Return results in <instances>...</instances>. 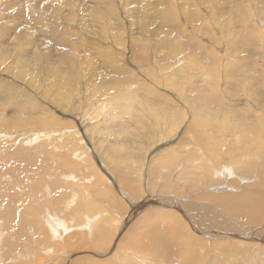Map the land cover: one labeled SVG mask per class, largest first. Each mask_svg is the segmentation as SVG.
<instances>
[{
    "label": "rangeland",
    "instance_id": "obj_1",
    "mask_svg": "<svg viewBox=\"0 0 264 264\" xmlns=\"http://www.w3.org/2000/svg\"><path fill=\"white\" fill-rule=\"evenodd\" d=\"M144 5H147V11ZM42 7L48 9L49 15L41 13ZM167 10H171L169 14L175 12L174 17L170 14L169 19L165 15ZM52 15L56 17L49 18ZM171 16L173 21H169L172 20ZM25 20L27 31L31 25H36L34 27L37 29V38L32 36L35 40H31L30 36L25 39L18 38L19 32L14 31L13 27L8 31L7 27L12 22L22 24ZM263 22L264 0H64L60 6L51 4L49 0H0V23L4 24L0 26V113L9 117L19 115L20 118L15 120L14 124L25 127L12 132L9 128L2 127L5 119H1L3 123L0 120V162L10 169L25 168L30 171L33 167L35 175L40 173V177L46 176L44 181L52 177L48 171L50 166L57 167L55 172L61 168L65 176L74 178L71 181L65 180L70 182L69 186L73 188L77 185L84 198L89 200L98 212L110 214V230L114 231V219L120 226L123 224L112 239L110 231L106 240L102 235L94 243V234H89L84 228L77 229L84 224L83 221L77 222L78 219L75 218L79 212L72 208L68 211L63 209L65 194L59 199L61 204H51L49 209H55V214L64 220L68 228L74 230L66 236L61 235L62 239L53 241L44 226L45 217L41 206L31 211L37 215L24 213L23 208L28 209L33 204H30L25 194L28 196L27 193H32H26L22 184L19 187H23V190H19L18 185L13 186L8 193H17L25 204L22 205L19 198L16 212L9 216L13 228L6 227L2 222L3 206L0 207L1 232H4L1 233L2 239L9 240V243L5 244L0 241V249L4 250L5 256L15 258L5 261V264H63L77 251H82L75 255L76 258L80 257L82 264H90L89 262L95 260V263L99 261L100 264L99 258L95 257L101 255L94 250L97 247H104L99 252H103L104 256L107 254L102 260L110 257L107 261L117 264L113 254L122 255L129 244L137 248L134 253L138 259L131 258L126 264H172L171 260L164 256L161 259L155 257L159 260H152L146 255V248L155 249L147 235L153 231L160 232V246L169 245L173 248L175 237L178 236L183 250L190 248L189 255L192 250L198 253L196 264H256L252 263L253 260L256 261L255 258L250 259V263L240 260L243 258L239 253L241 249L236 247L237 239L234 238L221 241L194 237V243L186 246V228L171 227L172 216L169 214L157 211L154 215L146 216L144 219L150 223L147 227L149 231L146 227L138 228V231L129 228L126 233V221L129 217H134V203L147 198L146 193L159 197L166 195L180 198L179 202H186L191 211L189 206L197 203L193 212L196 210V214L203 216L201 220H206L205 222L210 219L214 211L211 214V210L208 211L204 207H215L211 200L214 195L208 196L205 189H210L208 187L214 183H223V191L235 190L237 182L218 183L206 177L205 173L195 171L192 174L196 179L192 182L194 178L190 177L192 171L188 158L195 162L201 158L197 151L192 149L195 144L204 147L208 140H213L212 143L215 144L216 139L220 141L218 147L221 146V152L227 147L231 151H237L239 156H242L247 144L246 150L250 155L248 157L258 159V162L262 161L260 158L264 160V146H252L254 139L245 140L248 137L242 133L245 128L249 130V124L252 123L249 119L253 118V114L258 115V119L260 116V121H264ZM47 34L52 39L56 36L59 39L65 38L66 41L61 39L62 43H68L62 46L61 42L55 41L53 45L47 41ZM49 61L51 65L45 64ZM200 65L202 66L199 67ZM199 96H205L206 101L199 100ZM214 100L217 104L221 101L219 109ZM210 102L217 108L212 107ZM252 102L260 104V107L254 109ZM213 116L219 117V120L227 118L232 123L225 135L226 139L231 140L230 133L237 132L243 140L240 138L232 145L224 143L220 138H214L213 135L218 133L213 130ZM192 118L198 121V118L206 120V124L199 130L202 135L199 133L197 138L193 132L186 129L187 122ZM263 121L259 127L264 136ZM254 133H251L252 138L259 134L258 130ZM159 138L161 143H157ZM173 144L181 145V149L171 146ZM162 154L172 160L168 168L161 169L154 162L156 158H161ZM225 161L232 162L230 159ZM131 163L137 166L133 167ZM211 166L215 168L216 164L212 163ZM44 167L47 174L43 173ZM105 169H108L112 177ZM123 171H127V176L129 175L126 181L120 177H124ZM143 172L149 179L145 189L147 192L145 196L139 194L136 198V194L132 193L136 190L131 191V187L139 183V177L145 176ZM4 174L6 178L3 177L2 180L0 177V197L6 193L3 189L6 182L28 183L24 176L23 180L10 179L9 169L4 170ZM56 174L55 181L63 186V179L60 181L59 173ZM75 179H78L77 183H74ZM231 179L229 178L230 181ZM46 184L48 183L44 182L40 189L37 188L39 191L37 195H33L34 198L41 195L50 200ZM28 185L31 186L32 183ZM119 187L124 189L129 199H123L115 193ZM96 188H100L99 195L95 193ZM50 189L53 193L52 188ZM205 203L207 204L204 205ZM76 204L77 202L74 205ZM218 212H221L223 217H228L226 212ZM35 218L38 224L33 228L21 226L24 220L34 223ZM153 223L158 224L155 226ZM208 225L212 231H218V227H221L216 222ZM263 229L256 227L253 232L257 238L254 241H260L257 248H264L261 245V241L264 244ZM247 232L245 230L236 234L247 237ZM132 233H138L143 239L132 237ZM124 235L130 237L129 244H120L121 238L127 240ZM110 240L113 243L109 249H105ZM201 243H204L203 246ZM226 244H231V247ZM217 247H228V251L217 252ZM60 249H63L62 252ZM46 251L49 254L46 255ZM28 252L32 256L26 254ZM258 257V264H264V255L259 253Z\"/></svg>",
    "mask_w": 264,
    "mask_h": 264
},
{
    "label": "bare ground",
    "instance_id": "obj_2",
    "mask_svg": "<svg viewBox=\"0 0 264 264\" xmlns=\"http://www.w3.org/2000/svg\"><path fill=\"white\" fill-rule=\"evenodd\" d=\"M24 1V0H23ZM63 1L64 0H49V2L52 4H54L55 6H60V4H63ZM20 3V2H19ZM23 4V3H22ZM25 5V4H23ZM154 5V3H153ZM27 6V5H26ZM29 6V5H28ZM145 6L147 5H144V8ZM168 8V7H167ZM146 9V8H145ZM171 9V8H169ZM150 10V9H149ZM173 10V9H172ZM40 11L41 13H43L44 15H49L48 13V9H45V8H40ZM145 11V10H144ZM147 11V9H146ZM171 11V10H169ZM169 11L167 10L165 12V15H167L170 19V14H172V16L174 17L173 14H175V12L173 13H170L169 14ZM42 14V15H43ZM146 14V13H145ZM149 14V13H148ZM152 16V15H151ZM171 16V18H172ZM250 16V15H249ZM55 18L56 16L55 15H52L50 16L49 18ZM72 17V15H71ZM149 17V15H148ZM247 17V16H246ZM251 17V16H250ZM103 18V16H102ZM150 18V17H149ZM46 19V18H45ZM253 19V18H252ZM15 21V20H14ZM46 21V20H45ZM169 21H173V18L172 20H169ZM264 23V22H263ZM25 24V26L23 27V25ZM260 25H262V23H259ZM34 25V24H33ZM0 26H4V24H1L0 23ZM30 26V23L28 24V27ZM36 26V25H34ZM34 26H30L29 30H25L26 27H27V21L25 20V22L22 21V24L17 22V23H14L12 22L10 24V26L7 27L8 31L10 28H14V31H18L19 34H18V38L22 39V38H26V36H30L31 37V40L34 38L32 36H35L36 37V30ZM34 27V28H33ZM3 28V27H1ZM41 28V27H40ZM44 28V27H42ZM93 28V27H92ZM264 28V26H263ZM17 29V30H16ZM259 29V28H258ZM1 30V29H0ZM3 30H5L3 28ZM11 30V29H10ZM260 30V29H259ZM7 31V32H8ZM41 31V29H40ZM43 32V31H42ZM46 32V31H45ZM48 32V31H47ZM44 34V32L42 33ZM57 35V33H56ZM55 35V36H56ZM58 35H62L61 33H58ZM39 36V35H38ZM46 36V39L47 41L51 42L53 45L55 44V41L56 43H59L61 42V45L63 46L64 44H67L64 42V44L62 43V40L63 41H66L64 40L65 38H62L59 39L57 36L55 39H52V37L47 34L45 35ZM54 36V35H53ZM63 36V35H62ZM37 38V37H36ZM36 38H34L33 40H35ZM54 38V37H53ZM263 39V38H261ZM260 39V40H261ZM263 42V40H262ZM65 46V45H64ZM37 54V53H36ZM40 56V55H39ZM43 56V55H42ZM33 57V56H32ZM52 58V57H51ZM51 60V59H50ZM217 60V59H216ZM29 61V60H28ZM35 61V60H33ZM39 62V61H38ZM46 62V61H45ZM236 62V61H235ZM32 64V63H31ZM47 65H51L50 64V61L45 63ZM46 65V66H47ZM218 65V64H217ZM237 65V64H235ZM45 66V67H46ZM202 65H200L199 67H201ZM54 69V68H53ZM203 70V69H201ZM205 71V70H204ZM202 73V72H201ZM205 73V72H204ZM31 75V74H29ZM28 75V76H29ZM203 76V75H202ZM31 77V76H29ZM29 80V79H28ZM29 83H31V80H29ZM8 85V84H7ZM34 85V84H32ZM9 88H10V85H8ZM199 87V86H198ZM206 87V86H205ZM205 87H203L205 89ZM215 88V87H214ZM7 89V88H6ZM217 89V88H216ZM203 90V89H202ZM204 91H208V90H204ZM134 93V92H133ZM201 93V92H200ZM204 93V92H203ZM208 93V92H207ZM106 95V94H105ZM232 96V95H231ZM205 96H199V100H201L202 102L206 101V98H204ZM218 99V97H216ZM229 98V97H228ZM216 99V100H217ZM230 99V98H229ZM216 100H214V103L217 104ZM224 100V99H222ZM219 101V100H218ZM221 102V101H220ZM220 102H218V109L220 108ZM232 102V101H231ZM230 102V103H231ZM159 103V102H158ZM252 106L254 109H256V107H260V104H256L255 102H252ZM49 104V103H48ZM128 104V103H127ZM210 104L212 105V107H215L217 108V106L213 105L212 102H210ZM233 104V103H232ZM131 106V105H130ZM125 107V106H124ZM187 107V106H186ZM215 108H213L215 110ZM227 108V107H226ZM153 109V108H152ZM130 110H128L129 112ZM258 111V110H257ZM20 112V111H18ZM216 112V111H215ZM214 112V113H215ZM227 115V114H226ZM218 116V115H217ZM217 116H213L211 118V121H212V124L214 125L213 127V130L218 133V134H215L213 135L214 138H220L221 140L224 141V143L228 142V143H232L235 141V142H238L239 139L242 137H240V135H238L237 132H234V133H230L231 134V140H228L226 139L225 135H227V132H229V129L232 127V123L230 122V120H228L227 118H221L220 120L218 119L219 117ZM258 116V115H257ZM257 116H255L253 114V118L252 119H249L252 120L251 122L252 123H248L249 124V130L247 128L243 129L242 133L244 135H246L248 138H246L245 140L247 139H254L252 142H251V145L252 146H257V145H262L264 146V136L262 135V132H261V128L259 127L260 124H262L261 120L260 121V116H259V119L257 118ZM19 115L16 116V117H9V116H5L3 115V113H0V120L1 119H5L4 123L3 121L1 120V122L3 123L2 127L4 128H9L10 130H12V132H15L17 129H22V128H25V127H20V126H17L14 124V121L19 119ZM198 120H196L195 118H192L191 121H188L187 122V127L186 129L189 130V132H193L194 133V137L196 136L197 138V135L200 133V129L202 128V126H204L206 124V120H203L202 118H198ZM24 121V120H23ZM208 121V120H207ZM264 122V121H263ZM184 123V122H183ZM208 123V122H207ZM259 123V125L257 124ZM210 124V123H209ZM237 126V125H236ZM241 126V125H240ZM245 126V125H244ZM243 126V127H244ZM172 127V126H171ZM238 127V126H237ZM236 127V128H237ZM207 129V128H206ZM179 130V129H178ZM204 130V128H203ZM232 130V129H231ZM235 130V129H233ZM240 130V128H239ZM242 130V128H241ZM248 130V131H246ZM258 130L259 134L257 135H254L253 138L251 137V133L255 132ZM238 131V130H237ZM204 132V131H203ZM206 132V131H205ZM251 132V133H250ZM174 133V132H173ZM202 133V132H201ZM200 133V134H201ZM254 133V134H255ZM224 134V135H223ZM161 135V134H160ZM202 135V134H201ZM210 135V134H209ZM229 135V134H228ZM168 136V135H167ZM191 136V135H190ZM174 137V136H173ZM206 137V136H205ZM163 138V137H162ZM184 138V137H183ZM193 138V137H192ZM211 138V137H210ZM32 139V138H31ZM166 140V138H164ZM180 139V138H179ZM212 139V138H211ZM195 140V139H194ZM189 141V140H188ZM213 140H208V143L206 145H204V147L200 146L199 144H195L193 145L192 149H195L197 151V153L201 156V158H198L196 159L197 162H195V160H191L190 158H188V160L191 162V175H193L192 173H195V172H202V173H205L206 174V177H208L209 179L211 180H214V181H217L219 183L220 182H234L236 181L237 183V187L234 189H228L229 191H223L224 188V184L221 183L222 185H216L214 183V185H210L208 188L210 189H205L207 192V195L210 194V195H214V196H211V200L212 202L215 204V207H204L205 209H208V211L211 210V214H213L212 211H214V214L212 216H210L207 220V222L201 220L203 219L204 217H200L199 215L196 214V210L193 212V209H195V205L197 204H193L191 206H189L191 210H189L187 207V203L186 202H179V199L180 198H174L172 196H166L164 195L163 197H159V196H156V194H147L146 192V188L148 187V175H145L144 172L142 174H144L145 176H141L137 179V182L139 183H136V185H133L131 187V191L132 190H136L134 192H132L133 194H136V198L139 197V194L141 195H144L146 193L147 195V198H144L143 200L141 199L140 202H135V206H134V217H129V219L126 221V226H127V229H126V233L128 232L129 228L132 229L133 231H138V228H144V227H148L150 226L149 224L150 223H147L146 220L144 219L146 216H151V215H154L155 213H157V211L161 212V213H164V214H169L172 216V226H175L176 229L177 228H181V227H184L186 228L187 232H188V239L184 241L185 245L186 246H190L191 244L194 243V237H200V238H214V239H219L221 241L223 240H227V239H230V238H234V239H237L235 240V245L236 247L240 250L241 249V252L240 253V256H242L243 258H241L240 260L242 261H246L248 263H250V259L253 260L254 258L256 259V261H252V263H256L258 264L260 262L259 260V253H262L264 255V248H257L256 246L258 245V240H256V242L254 241L255 239V234L253 233L254 230L256 229V227H259V228H264V160L263 158H260L262 159V161L258 162V159H254L253 157H248L250 156L249 153H247V144L245 145V148L243 150L244 153H242V156H239L235 151V150H232L230 148H227V147H224L223 148V151L221 152L222 148L221 146L218 147L219 145V142L220 141H217L215 139V144L212 143ZM15 142V141H14ZM162 140L161 138H159V140L157 141V143H161ZM183 142V140H182ZM181 142V143H182ZM16 143V142H15ZM180 143V142H179ZM178 143V144H179ZM194 143V142H193ZM223 143V144H224ZM186 144H187V141H186ZM221 144V143H220ZM161 145V144H160ZM170 145V144H169ZM157 146V145H156ZM173 147H178V149H181V145H171ZM190 146V145H189ZM229 146V145H228ZM231 147V146H229ZM169 148V147H168ZM185 149H188L187 147H184ZM241 149V147H240ZM167 150V149H166ZM169 150V149H168ZM206 150V152H205ZM251 150V149H250ZM162 151V150H161ZM173 151V150H172ZM178 151V150H177ZM176 151V152H177ZM253 151V150H252ZM186 152V151H185ZM250 152V151H249ZM160 153V152H159ZM163 153V151L161 152ZM160 153V154H161ZM178 154V153H177ZM181 154V153H179ZM163 156L159 159H155V164L159 165L161 169H164V167H169L171 166V162L172 160H169L164 154H162ZM5 156V155H4ZM170 155H168L169 157ZM192 156V155H191ZM256 156V155H255ZM131 157V156H130ZM183 157V155H182ZM189 157V156H188ZM246 157L247 160H246ZM261 157V156H260ZM262 157H263V154H262ZM32 158V157H31ZM150 158V157H149ZM192 158V157H191ZM197 158V157H196ZM225 159H230V161H232L231 163L230 162H226ZM169 160V161H168ZM181 160V159H180ZM149 161V160H148ZM164 163H162V162ZM114 162V161H113ZM153 162V163H154ZM183 162V161H182ZM96 163V162H95ZM126 163V162H125ZM207 163L209 165H207ZM212 163H215L216 164V167L215 168H212ZM59 164V162H58ZM132 164V163H131ZM141 164V163H140ZM151 164V163H150ZM9 165V164H8ZM134 165V164H132ZM179 165V164H178ZM184 165V163H183ZM258 165V167H257ZM10 166V165H9ZM48 166V165H47ZM137 165H134L133 167H136ZM51 170L49 167V172H51L50 174L52 175L51 179L48 180V181H44V178L40 177V173L38 175H35V171L32 167V169L30 171H28L27 169L25 168H15V169H10L8 168L6 165H4L2 162H0V177L1 179L3 177H5V174H4V170L6 169H9V178L12 179V180H18V179H22L23 180V176L24 178H27V184L22 181L20 183H17V182H6V184H3V189L6 193H3V195L0 197V207L3 206V213H2V217L4 219H2V222L6 225V227L8 228H13L14 226L12 225V221L11 219H9V216L10 215H13L15 212H16V204L18 205V199L20 198L21 201H22V205H24V201L21 197H18L19 195L17 193H8L10 190H12L13 186H16L18 185V187L21 185V186H24L26 190L25 192H31L32 194H28V196L25 194L26 198L29 200L30 204L33 202L32 205H30L27 209L26 208H23L25 210L24 213H30V214H36V213H32L34 210H36L38 207H42V211L44 213V217H45V221H44V226L47 227V231L50 232V239H52L54 241V239H62L61 235H65L68 234V232L74 230L72 228H68L65 223L63 222L64 220H61L57 214H55L56 210L53 209V211H51L49 208L51 207V204L52 205H55V204H61V202L59 201L60 197L62 195H65V200L64 202L62 203L63 205V209L65 210H69L70 208H72L74 211L77 210L79 213L76 214L75 218L78 219L77 222L79 221H83V225L80 226V228L77 227V229H86L88 231L89 234H94V243L96 242V239L98 237H101L102 235H104L103 238H105L106 240V235L107 233H110L111 231V239L118 233L119 231V228H122V225L121 226L119 225V222L117 220H113L112 223L113 225L115 226L114 228V231L113 230H110V214H103L101 212H98V210L93 207V205L89 202V200L85 199L84 198V195L82 192L79 191L78 189V186L77 185H74L73 188L71 187V185L69 186L68 184L70 182H67L65 180H73L74 178H72L70 175L68 176H65V174L62 172L61 168L57 169L56 172L59 173V177H60V181L61 179H63L62 181L64 182L65 185H67L66 187H63L65 186L63 184V186H61L60 184L57 183V181H55V178L57 177V174L55 172V169L57 168L56 166L52 167L50 166ZM98 167V166H97ZM104 167V166H102ZM129 167V166H128ZM127 167V168H128ZM180 167V166H179ZM186 167V166H185ZM257 167V168H256ZM123 168V167H122ZM144 168V166L142 167V169ZM146 168V166H145ZM45 169V167H44ZM130 169V168H128ZM134 169V168H132ZM175 169V168H174ZM181 169V167H180ZM184 169V168H183ZM186 169V168H185ZM106 172H108L110 174V172L108 171V169H105ZM136 170V169H135ZM45 174H47L46 172V169L44 170ZM67 171V170H65ZM159 171V170H158ZM175 171V170H174ZM195 171V172H194ZM102 172V171H101ZM118 172V171H117ZM121 172V171H120ZM124 172V171H123ZM142 172V170H141ZM140 172V173H141ZM42 173V174H43ZM146 173V172H145ZM181 173V172H180ZM183 173V172H182ZM181 173V174H182ZM41 174V175H42ZM103 174H104V171H103ZM128 172H124V177L121 175L120 177L126 181L128 176H127ZM111 175V174H110ZM159 175L158 177H161L160 174H157ZM180 175V174H179ZM190 177H193L194 181L192 182H195V177L194 175ZM211 175V176H210ZM105 176V175H104ZM168 176V175H167ZM15 177H17V179H15ZM112 177V175H111ZM169 177V176H168ZM184 177V176H182ZM199 177V176H198ZM203 177V176H201ZM6 178V177H5ZM141 178L143 179L141 181ZM164 178V177H163ZM229 178H232L231 181L229 180ZM57 179V178H56ZM121 179V180H122ZM183 179V178H182ZM3 180V179H2ZM161 180V179H160ZM165 180H168L165 178ZM164 180V181H165ZM173 180V179H172ZM177 180V179H176ZM180 180V179H179ZM229 180V181H228ZM4 181H6L4 179ZM78 179H75V182L74 183H77ZM157 181V179H156ZM200 181V179H199ZM48 183L46 184V191H48L49 193H47V195H49V199L51 200H47V198L45 197H42L41 195L38 196V197H33V195H37L38 194V189H40V186L43 184V183ZM178 182V180L176 181ZM31 186H29L28 184H31ZM153 183V182H152ZM8 184H11L10 186ZM13 184V185H12ZM24 184V185H23ZM71 184H73V182H71ZM150 185V183H149ZM231 185V184H230ZM233 185V184H232ZM243 186V187H242ZM225 187V186H224ZM244 187H247L244 189ZM23 188V187H22ZM21 187H19V190H23ZM52 188V191L53 193H51V189ZM92 187H90L91 189ZM151 188V187H150ZM207 188V186H206ZM118 191H116L115 193L119 196H121L123 199L127 198V195H126V192L124 191V189H122V187H119L117 188ZM183 190V189H181ZM86 191H89V190H86ZM233 191V192H232ZM236 191V192H235ZM240 191V192H239ZM154 192V191H153ZM199 192V191H198ZM95 193L97 195L100 194V188H96L95 189ZM196 193V191L194 192ZM200 193V192H199ZM197 194V193H196ZM201 194V193H200ZM207 195L205 197H207ZM134 196V195H133ZM145 196V195H144ZM154 196V198H152ZM184 196V195H183ZM209 196V195H208ZM151 197V198H150ZM33 198H34V201H33ZM190 198V197H189ZM199 198V197H198ZM149 199L150 202H149ZM185 199V198H184ZM188 198H186L187 200ZM208 199V198H206ZM185 200V201H186ZM205 200V199H204ZM126 201V200H125ZM202 201V200H201ZM200 201V202H201ZM77 202L76 205H74L75 203ZM130 202H132L130 200ZM192 202V201H191ZM190 202V203H191ZM195 202V201H194ZM199 202V201H198ZM199 202V203H200ZM203 202V201H202ZM206 202V201H205ZM126 203H128L126 201ZM193 203V202H192ZM208 203V201H207ZM207 203H205L204 205H206ZM129 204V203H128ZM202 205V204H200ZM210 205V204H209ZM159 209V210H158ZM204 209V210H205ZM72 210V211H73ZM218 210H222L224 212L227 213L228 217H223V215L221 214V212H218ZM32 211V212H31ZM71 211V213L73 214V212ZM200 211V210H199ZM202 212V211H201ZM132 213V214H133ZM207 213V212H206ZM147 214V215H146ZM200 214V213H199ZM37 215V214H36ZM137 215V216H136ZM222 215V216H220ZM73 216V215H72ZM163 216V215H162ZM161 216V217H162ZM167 216V215H166ZM136 217V218H135ZM170 217V216H169ZM168 217V219H169ZM150 218V217H149ZM73 218H71L72 220ZM133 219V221H132ZM155 218H153L154 220ZM167 220V218H166ZM221 220V221H220ZM34 223L31 224V222L27 221V220H24L23 221V224L21 226L25 227V228H33L34 225L38 224V221H37V218H35L34 220ZM73 221V220H72ZM120 221V219H119ZM132 221V222H131ZM263 221V222H261ZM0 221V241L2 242V244H5V243H9V240H3V236L1 235V233H4L3 231L1 232V223ZM130 222V224H128ZM202 222V223H201ZM216 222L217 225H221V227H218L219 230L218 231H212V229H209L208 228V224L210 223H214ZM43 223V222H42ZM73 223V222H72ZM121 223V221H120ZM156 223V220L155 222ZM153 223V224H154ZM261 223V225H257ZM128 224V225H127ZM158 224V223H157ZM156 224V225H157ZM164 224V222H163ZM166 224V223H165ZM155 225V224H154ZM155 225V226H156ZM17 227L20 226V225H16ZM168 226V224H167ZM43 227V226H42ZM72 227V226H71ZM75 227V226H74ZM153 227V226H152ZM224 227V228H223ZM234 227V230L232 231ZM169 229V227H167ZM150 229V228H149ZM163 229V228H162ZM167 229V230H168ZM148 230V228H147ZM153 230V228L151 229ZM158 230V229H157ZM165 230V229H164ZM180 230V229H178ZM245 230H247L248 232L245 233L247 234V237L245 236H238L236 233H243ZM259 230V229H257ZM256 230V231H257ZM264 230V229H263ZM33 231V230H32ZM85 231V230H84ZM149 231V230H148ZM185 231V230H184ZM73 232V231H72ZM114 232V233H113ZM142 232V230H141ZM163 232V231H162ZM166 232V231H165ZM168 232V231H167ZM171 232V231H170ZM231 232V233H230ZM79 233V232H78ZM125 233V232H124ZM130 233V231H129ZM140 233V231H139ZM159 231H153L149 232V240L150 242L155 245V252L154 250H152L151 248H146L145 251L146 252V255H148L149 257H151L152 260H159L158 258H162V256H164L165 258H168L171 260V263L172 264H196V253H195V250H192V252L190 253L189 255V251H190V248L188 249H185L183 250L181 248V243L178 239V236L175 237V241H174V249L172 247H170L169 245H164V246H160V240H159ZM180 233V232H179ZM29 234L31 235V232H29ZM143 234V233H142ZM166 234V233H165ZM132 237L133 236H138V239L139 240H142V236H140L138 233H132L131 234ZM2 236V237H1ZM90 236V235H89ZM88 236V237H89ZM170 237V235H168ZM59 237V238H58ZM123 237H126V241L123 240V238H121L120 240V244L122 245H126V243L129 244V239L130 237L127 235V236H123ZM172 237V236H171ZM186 237V236H185ZM236 237V238H235ZM260 237V236H259ZM263 237V236H262ZM24 238H26L24 236ZM116 238V237H115ZM163 238V237H162ZM181 238H183L181 236ZM48 239H49V236H48ZM137 239V238H136ZM152 239V240H151ZM172 239V238H171ZM233 239V240H234ZM173 240V239H172ZM184 240V239H183ZM261 240V239H259ZM56 241V240H55ZM114 241V240H113ZM135 241V240H134ZM145 241V240H144ZM169 241V240H168ZM196 241L198 242L199 239H196ZM200 242V241H199ZM234 242V241H233ZM51 243V242H50ZM113 243L112 240H110L109 244L105 247L109 249L110 247V244ZM134 243V242H133ZM172 243V242H171ZM170 243V244H171ZM261 245L264 246L263 244V241H261ZM62 244V243H60ZM135 244V243H134ZM133 244V245H134ZM202 246L204 243H201ZM138 245V244H137ZM143 245V244H142ZM148 245V244H147ZM96 246V245H95ZM226 246H228L229 248L231 247V244H226ZM260 246V244H259ZM116 247V246H115ZM228 247H225V248H219L217 247L215 249V251H219L221 250L222 252H225V251H228ZM49 248V247H48ZM47 248V250H49ZM104 248V247H103ZM102 247L100 248H96L94 250L97 251V254H101V255H97L95 257H98L100 260V264H115L116 262H113L109 263V260L107 261V259L105 260H102L104 258H106V256L102 255L103 252H99L100 250L103 249ZM181 248V249H180ZM204 248V247H203ZM212 247H210L211 249ZM13 249V248H11ZM51 249V247H50ZM58 249V247H57ZM107 249V250H108ZM116 249V248H115ZM136 247H132L131 244H129V247L127 250H125V252H127L128 254H133V255H128V254H125V252L122 254V255H119L118 254H113L115 256V260L117 259V264H126L127 260L131 261L130 259L132 258H137V254L134 253L136 251ZM139 249V248H138ZM19 250V249H18ZM61 250V249H60ZM63 250V249H62ZM61 250V252H62ZM75 250V249H73ZM113 250V249H112ZM117 250V249H116ZM17 251V250H16ZM50 252L52 251L49 250ZM157 251V253H156ZM15 252V251H14ZM45 253V250L43 251ZM58 252V254L60 253L59 251H56ZM67 252V251H66ZM82 251H77V252H74L72 256L69 257L68 260H66V262L64 261V259L62 261L63 264H79L81 263L82 261H80V257L78 256V258H76L75 255H78L79 253H81ZM90 252V251H89ZM115 252V251H114ZM220 252V251H219ZM231 252H233V250H231ZM17 253V252H16ZM43 253V254H44ZM69 253V252H68ZM67 253V254H68ZM117 253V252H116ZM119 253V252H118ZM26 254H29L30 256H32L30 254V252L26 253ZM49 254V252L46 251V255ZM93 254V253H92ZM91 254V255H92ZM95 254V253H94ZM198 254V253H197ZM45 255V254H44ZM88 255V254H87ZM111 255V253H110ZM4 255V250L3 249H0V264H5L6 262L5 261H12V260H15V258L13 257H10V256H5ZM68 256V255H67ZM114 256H111V257H114ZM237 256V255H236ZM2 257V258H1ZM92 257V256H91ZM140 257V256H139ZM155 257H158V258H155ZM170 257V258H169ZM32 259V257H30ZM90 258V257H89ZM92 259V258H91ZM123 260V262L121 263V261L119 260ZM138 259V258H137ZM222 260H224L223 258H221ZM142 260V259H140ZM139 260V261H140ZM165 259H163L164 261ZM218 260V259H217ZM239 260V261H240ZM32 261V260H31ZM30 261V262H31ZM60 261V260H59ZM94 261V260H93ZM97 261V260H95ZM94 262H89L90 264H99L98 262L95 263ZM143 261V260H142ZM162 261V260H161ZM215 261V260H214ZM213 261V262H214ZM234 261V260H232ZM238 261V260H237ZM23 262V261H22ZM141 262V261H140ZM213 262H210V263H213ZM25 263V262H24ZM22 263V264H24ZM27 263V262H26ZM139 264V262H137ZM40 264V263H39ZM82 264V263H81ZM200 264V263H199Z\"/></svg>",
    "mask_w": 264,
    "mask_h": 264
}]
</instances>
